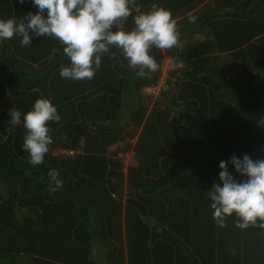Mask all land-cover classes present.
<instances>
[{"label":"trees","instance_id":"obj_1","mask_svg":"<svg viewBox=\"0 0 264 264\" xmlns=\"http://www.w3.org/2000/svg\"><path fill=\"white\" fill-rule=\"evenodd\" d=\"M236 1L229 13L177 23L178 46L153 47L159 68L142 78L119 48L94 78L73 80L60 75L71 63L64 45L56 64L20 41L0 46V264H264V230L236 227L235 214L220 227L206 194L223 186L221 161L264 159V0ZM14 11L27 14L20 0H0V18ZM167 57L179 66L155 98L147 89ZM39 98L61 119L48 122L53 143L34 166L23 116ZM51 169L63 181L55 192Z\"/></svg>","mask_w":264,"mask_h":264},{"label":"clouds","instance_id":"obj_2","mask_svg":"<svg viewBox=\"0 0 264 264\" xmlns=\"http://www.w3.org/2000/svg\"><path fill=\"white\" fill-rule=\"evenodd\" d=\"M24 0H20L23 3ZM38 12H28L19 21L0 18V41L20 38L22 46L32 44V35L56 38L64 45L69 66L60 70L62 78L92 79L101 67V57L112 47L122 50L129 66L138 69L137 76L145 77L158 70L159 65L150 54L155 47L168 50L177 47L180 33L169 10L156 4L145 13L133 17L135 27L125 30V21L132 16L136 0H33ZM45 12L47 15L45 16ZM195 22V18L191 19ZM12 125L21 124V112L10 110ZM61 119L56 106L48 98H39L23 116L27 130L22 149L29 153V163H44L53 138L48 122ZM259 123L264 124V118ZM229 162L245 177L238 181L228 169ZM220 183H214L206 194L212 201L213 217L220 227L226 218L235 214L236 227H257L264 230V159L253 160L248 154L243 159L233 155L230 161H221ZM50 190L63 187L56 169L48 173Z\"/></svg>","mask_w":264,"mask_h":264},{"label":"crops","instance_id":"obj_3","mask_svg":"<svg viewBox=\"0 0 264 264\" xmlns=\"http://www.w3.org/2000/svg\"><path fill=\"white\" fill-rule=\"evenodd\" d=\"M236 2V0H136V4L133 6V16H130L126 20V22L134 23L133 17L135 15L143 13V8H147L148 10H150L153 4L169 10L172 14V18L176 21V23H180L189 21L192 18H195V20H202L201 18H208L214 16V14L216 16H219L220 13H224L225 11L229 13L230 11H234L236 9ZM23 7L26 13H35L39 11V9L34 6L33 0H24ZM46 15L47 13L45 12V16ZM22 17L25 16H19L17 12L15 13L14 11L12 16H6L2 19L14 18L19 21L20 19H22ZM201 36L206 37L204 34H201ZM17 41H20V38L13 37L9 40H2L0 41V46L6 45V42L14 45L17 44ZM61 45L62 44L60 43V41L56 38L32 35V44L29 46L21 45V47H23V50L27 51L26 54H28V56L34 59L39 60V58H41L45 62L56 64L58 62V53L61 52ZM115 48L116 47H112L111 50ZM163 51L167 52V50ZM168 61L179 65L171 57H167L164 63ZM124 166L126 167L125 162ZM129 168L130 167L128 166V171ZM26 262L27 261L25 259L21 260V264H24Z\"/></svg>","mask_w":264,"mask_h":264},{"label":"rangeland","instance_id":"obj_4","mask_svg":"<svg viewBox=\"0 0 264 264\" xmlns=\"http://www.w3.org/2000/svg\"><path fill=\"white\" fill-rule=\"evenodd\" d=\"M175 63H172V62H165L164 63V66H162V76H161V79L160 81L158 82V84H160L162 87H159L158 89H156L154 91V89L151 87V88H148L147 91L154 94L155 98H158L160 96V92H161V89L163 90L165 87H166V83H167V79L169 77V74L172 70L175 69L174 67ZM157 84V85H158ZM138 137L132 139V142L135 143L136 140H137ZM123 161L125 162V165H126V169H125V172L127 174L128 172V166H131L133 164L136 163V158H135V155H134V151L133 150H130L129 152L123 154Z\"/></svg>","mask_w":264,"mask_h":264},{"label":"built area","instance_id":"obj_5","mask_svg":"<svg viewBox=\"0 0 264 264\" xmlns=\"http://www.w3.org/2000/svg\"><path fill=\"white\" fill-rule=\"evenodd\" d=\"M177 66H179V65H177V64H175L174 65V67L176 68ZM159 87H162L160 84H158V85H156V86H152V88L154 89V91L156 90V89H158ZM163 88V87H162ZM162 90V89H161Z\"/></svg>","mask_w":264,"mask_h":264}]
</instances>
